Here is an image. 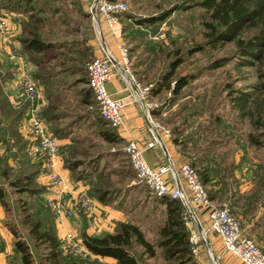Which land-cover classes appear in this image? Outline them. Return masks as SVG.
I'll list each match as a JSON object with an SVG mask.
<instances>
[{
    "label": "rangeland",
    "instance_id": "374dc122",
    "mask_svg": "<svg viewBox=\"0 0 264 264\" xmlns=\"http://www.w3.org/2000/svg\"><path fill=\"white\" fill-rule=\"evenodd\" d=\"M123 1L127 8L120 14L117 33L127 48L128 64L123 66H128L141 85L150 86L143 101L150 107L151 118L156 124L155 130L162 132V128L170 132L164 142L171 158L174 160L175 154H178L179 161L175 160L177 164L191 165L189 157L197 152L195 148L198 147L209 152L204 154V164L209 168L210 175L217 169L219 174L223 173L217 168L223 159L227 164L232 163L236 169L241 165H248L251 175L255 171L264 173V145L255 147L248 144L249 134L260 140L264 139V115H254L253 119L260 116L261 125L256 127L250 117H240L230 102V93H235L232 90L252 91L255 90L254 86L262 83L256 67L238 64L239 58L233 42H220L216 45L206 43L205 22L209 18L207 11L201 6L186 7L182 0ZM92 2L93 0H0V12L8 13L15 34L29 15L35 14L41 18L39 30L43 38L67 43L70 48L68 56L80 57L77 49L91 45V54L85 59L86 63V60L103 54L100 33L102 34L106 26L103 20L97 23L86 15ZM175 4H182V7L175 9L163 20L137 24L133 18H129V15L142 17L158 13L172 8ZM29 6L33 9L28 10ZM15 34L10 42L15 40ZM197 43L202 44V48L192 51ZM17 47L16 42L12 50L24 58V55L17 52ZM111 52L118 57V50L111 49ZM176 57L183 59L176 70V76H185L189 80L188 84L175 94L174 81L171 80L158 94H154L153 91L158 89V79L168 70L169 60ZM221 58H226L225 62L214 67L215 60ZM29 71H33V68ZM74 77L66 75L63 79L71 81ZM30 79L39 86L37 81L31 77ZM127 86L129 87L128 84ZM80 87V84H76L67 92V104L60 107V118L50 123L46 121L49 132L59 143L58 157L73 179L82 180L84 185L89 184V188L82 186L81 192L87 193L93 199L94 205L100 202L111 209H120L131 218V223L139 226L145 238L154 244L157 252L155 257L142 254L143 249L136 244L130 247V252L136 257L143 255L140 264H172L156 245L159 228L165 220L164 204L142 182L135 179L124 151L128 141L110 144L101 135V131H115L118 126L101 119L93 97L87 99L86 104L76 101L75 91ZM40 88L43 91V87ZM260 99H264L262 94ZM262 107L264 109V101ZM75 110L84 113L80 121L72 124L70 119L62 118L63 113H72ZM46 160L44 155L35 160L30 159L28 165L22 169L24 173L36 169L28 183V186L35 188L34 195L26 191L19 192L17 188L22 187L23 183L15 188L9 185V180L20 173L19 163H14L8 179L0 176V185L5 191L4 199L7 203V227H14L21 239L28 244L32 264H51L47 252L34 245L28 235L27 226L22 224V211L25 207L32 209V215L35 216L36 211L43 205L47 207L42 214L43 219L47 217L51 220L53 217L51 201L54 196L51 195L52 186L48 184L46 177ZM80 175L82 178L78 179ZM210 186L205 185L207 193ZM99 196H103L105 200H99ZM70 197L71 195L67 196ZM76 206L74 205L76 214L83 218L93 211L85 213ZM219 206L230 209L229 204ZM75 232L80 237L85 233L82 229ZM58 237L61 240L59 235ZM206 240L207 243L210 242V231ZM61 255L63 259L75 258L76 264H109L69 254L62 243ZM194 258L202 264H219L215 253L208 250L203 242L199 254Z\"/></svg>",
    "mask_w": 264,
    "mask_h": 264
},
{
    "label": "trees",
    "instance_id": "16d2710c",
    "mask_svg": "<svg viewBox=\"0 0 264 264\" xmlns=\"http://www.w3.org/2000/svg\"><path fill=\"white\" fill-rule=\"evenodd\" d=\"M27 1L30 2L32 0ZM183 1H185L186 7L198 5L207 11L209 20L205 22L207 28L205 32L206 43L216 45L220 42H233L235 53L239 58L238 64L240 66L256 67L258 76L263 80L262 83L259 86H254L255 90L252 91L232 90V93L233 91L235 93H230V102L240 117H250L253 124L256 127H260V116L256 119H253V117L256 113L264 115L262 107L264 99H260L261 94L264 96V0ZM180 7H182V4H175L172 8L164 9L158 13L142 17L129 15V18H133L137 24L153 23L165 19L171 12ZM32 9V6L28 7V10ZM86 15L91 17L89 11L86 12ZM40 21L41 18L31 13L28 19L22 23L14 39L18 43L17 52L24 55L26 63L33 68V71L28 70L29 76L37 81L40 87H43L46 104L40 109V116L50 123L60 118V107L67 104V92L70 88L76 84L83 85L87 82L86 65L89 60H86L85 63V59L91 54L92 46L78 48L76 52L81 55L80 57L68 56L67 52L70 48L67 43H57L43 38L39 30ZM115 36L118 37V34ZM201 48L202 44L197 43L192 48V51ZM225 59L215 60L213 66H221ZM68 62L73 63L70 64ZM182 62L183 59L180 57L169 60L168 70L158 79V89L153 91L154 94H158L160 89L171 80L174 81L173 92L175 94H178L188 84L189 80L185 76H176V70ZM66 75L75 77L69 81L63 79ZM8 76H10V73L2 68L0 63V144H4L3 151L0 149V176L8 179L12 173L14 163H19L21 166L20 173L14 179L9 180V185L15 188L23 183L22 187L17 188L20 190L19 192L26 191L28 194L34 195L36 194L35 188L28 186V183L32 179V175L36 173V169L29 170L26 173L22 171L28 165L30 158L26 152L27 141L19 131V125L30 100L26 98L27 101L16 108L11 105L4 87V80ZM77 92L82 94L81 102L85 104L87 99L92 97L91 91L86 87L80 88ZM101 119L103 120L102 117ZM101 135L110 142L119 140L113 129L103 130ZM248 144L261 147L264 145V139L260 140L257 136L249 134ZM195 150L197 152L189 157V161L196 168L199 179L205 186L209 184L211 179L209 168L204 164L205 155L209 154V152L205 149L204 151L198 149V147ZM229 166L227 172L230 177L233 172V164L230 163ZM252 176L257 182L258 190L260 191V188H264V173L260 174L255 171ZM81 178L82 175L78 177V179ZM208 196L210 200L213 199L214 190L210 189ZM255 197L258 198L257 196ZM4 198L5 191L0 185V204L5 211L7 210V203ZM98 198L99 200H105L103 196ZM156 198H159L166 208L165 220L159 228V240L156 244L161 248L164 257L171 261L172 264H202L194 258L190 249L189 231L185 226L187 214L182 202L178 198H170L168 196ZM46 210L47 207L42 205L36 211V215L33 216L32 209L28 207L23 209L22 224L27 226L29 237L34 245L42 247L47 252V257L51 264H76L75 258L73 260L63 259L61 255V240L57 235L54 213L51 220L47 217L43 219L42 214ZM231 212L233 213V211ZM9 231L13 236V260L17 264H32L28 244L21 239L14 227H9ZM81 237L85 247L95 257H111L116 260L117 264H140V258L143 255L136 257L130 252V247L133 244L140 246L143 249L142 254L147 257H155L157 254L154 244L145 238L138 225L131 222H120L115 233H108L102 237H94L86 233H83ZM95 257L89 258L97 261Z\"/></svg>",
    "mask_w": 264,
    "mask_h": 264
},
{
    "label": "built area",
    "instance_id": "2783aa9c",
    "mask_svg": "<svg viewBox=\"0 0 264 264\" xmlns=\"http://www.w3.org/2000/svg\"><path fill=\"white\" fill-rule=\"evenodd\" d=\"M126 8L127 4L123 0H96L94 7L90 5L89 11L93 21L98 23L99 20H103L105 25L115 33L120 24V14ZM14 31V25L8 13L0 12L1 46L10 44L15 34ZM102 47L103 54L92 57L86 65L88 73L86 85L99 108L100 116L111 125L119 126L121 123L123 104L120 99L109 94L106 86L111 71L115 68L124 76L133 97L142 106L145 119L153 135V139L146 143V148L159 146L165 157L164 163L151 166L143 158V149L138 143L129 140L124 151L134 171L135 179L142 182L155 197L168 196L178 198L182 202L186 209L185 226L189 231L188 239L194 256L199 254L202 242L205 245L208 231H212L218 234L224 249L238 257L243 264H264V249L243 233L238 218L230 209L223 206H210L207 190L199 179L196 168L188 164H175L167 148L163 149L164 139L169 137L170 132L162 128V132L155 130L156 124L151 118L150 107L143 101L150 86L141 85L128 66H123L128 64L125 43L118 39V57L108 47L107 49L103 45ZM10 54L17 58L24 71V79L21 83L22 93L32 102L27 121L31 139L30 150L35 155H44L47 158L45 162L48 170L47 181L50 186L57 188L56 197L51 201V209L55 221L63 224L64 220L75 215L74 205H78L85 213H89L94 209V202L87 193L81 191L67 198L71 195L69 185L56 171L55 159L59 154V143L49 132L46 121L41 118L40 107L35 105V101L44 98L43 91L30 79L25 69L26 60L14 50H10ZM206 207H209L208 227L202 225L197 215L198 208ZM61 243L67 252L73 255L95 257L83 244L82 237L78 236L73 229L64 232Z\"/></svg>",
    "mask_w": 264,
    "mask_h": 264
},
{
    "label": "crops",
    "instance_id": "0c3cea01",
    "mask_svg": "<svg viewBox=\"0 0 264 264\" xmlns=\"http://www.w3.org/2000/svg\"><path fill=\"white\" fill-rule=\"evenodd\" d=\"M117 33L118 31L114 33L106 26H104L102 30V35L107 47H110L114 51L117 50V41L119 39V36H115ZM15 43L16 40H13L9 45H0V63L2 64V68L10 73V76L4 80V87L7 91L9 102L16 108L26 102L27 99L24 97L21 89L24 71L21 65H19L17 58L10 54V50L12 51ZM91 44L93 43L91 42ZM31 68L32 66L30 64H25L27 72ZM80 85V88H88L86 83ZM106 86L109 94L114 98L120 99L123 104L121 123L115 129L119 140L117 142H108L111 144L134 140L143 149V158L149 165L158 166L164 163L165 157L159 146L146 148V143L153 139V135L145 119L142 106L133 97L124 76L117 69L113 68ZM74 96L76 101L78 100L79 103H82V94L75 91ZM45 104V97L35 101V105L40 107V109L44 107ZM31 106L32 102L30 101L19 125V131L22 137L27 141L26 152L28 157L31 160H35L39 156L33 154L30 150L31 139L27 127L28 114ZM83 115L84 113L75 110L72 113H63L62 118L70 119V122L73 124L80 121ZM3 145V143L0 144L1 151L4 149ZM165 146L167 148L166 144ZM158 148L161 149V151H159ZM175 160L179 161L178 154H175L174 159V163L177 164ZM55 164L57 173L68 183L71 196L80 192L82 186H85L84 188H89V184L84 185L81 182L82 180H75L72 178L70 172L65 169L59 157L55 159ZM229 165L230 164L225 163L223 159V161L219 163V167L216 166L223 173L219 174L217 169L213 175L211 174L209 182L211 186L209 188L214 190V196L213 199L210 200V206L229 204L231 211H233L234 215L240 221L243 233L254 239L255 242L264 249V188H260V191L258 190L254 177L248 171V165H241L238 169L233 166V172L230 177L227 173L230 167ZM51 188V195L56 197L57 188L53 186ZM76 207L79 209L78 205ZM208 211L209 207L197 209V215L204 227H208L209 224ZM120 222H131V218L120 209H111L110 206L98 202L95 203L93 211L86 218L77 215L75 212L73 217L64 220L63 224H58L56 222L55 226L60 237L64 235L65 231L70 229H74L75 231L82 229L87 235L102 237L108 233H115L118 230V224ZM209 245L210 249L215 253L219 264H243L238 257L224 249L220 237L212 231H210ZM210 253L212 254L211 251ZM13 254V236L7 227L5 211L0 204V264H17L13 260ZM95 258L99 262H107L109 264L117 263L116 260L111 257L98 256Z\"/></svg>",
    "mask_w": 264,
    "mask_h": 264
},
{
    "label": "water",
    "instance_id": "95a60500",
    "mask_svg": "<svg viewBox=\"0 0 264 264\" xmlns=\"http://www.w3.org/2000/svg\"><path fill=\"white\" fill-rule=\"evenodd\" d=\"M95 3H96V0H93V2H92V7H94ZM100 36H101V43H102V45L104 46V48L107 49V46H106L105 40H104L103 35H102L101 33H100ZM111 57H112V56H111ZM112 59L115 60L113 57H112ZM162 146H163V149L166 150V147L164 146V144H163ZM166 152H167V151H166ZM197 225H199V222H197ZM205 246L207 247L208 250H210V245H209V243L205 242Z\"/></svg>",
    "mask_w": 264,
    "mask_h": 264
},
{
    "label": "bare ground",
    "instance_id": "6f19581e",
    "mask_svg": "<svg viewBox=\"0 0 264 264\" xmlns=\"http://www.w3.org/2000/svg\"><path fill=\"white\" fill-rule=\"evenodd\" d=\"M215 260V259H214Z\"/></svg>",
    "mask_w": 264,
    "mask_h": 264
}]
</instances>
